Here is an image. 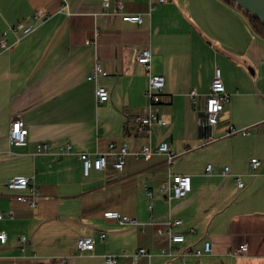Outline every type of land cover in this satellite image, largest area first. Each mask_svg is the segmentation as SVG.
<instances>
[{
    "label": "crops",
    "instance_id": "crops-1",
    "mask_svg": "<svg viewBox=\"0 0 264 264\" xmlns=\"http://www.w3.org/2000/svg\"><path fill=\"white\" fill-rule=\"evenodd\" d=\"M117 2L123 14L141 15L142 25L123 23ZM17 24L33 31H13ZM142 50L151 54L152 74L164 78L163 124L149 139L127 130L147 105L148 79L136 63ZM95 64L107 75L88 81ZM215 69L229 102L211 142L204 121ZM99 87L106 103L96 102ZM15 119L28 129L22 147L8 142ZM263 122L264 39L223 0H109L106 12L101 0H0V264H103L107 256L117 264H183L182 252L186 264H264ZM228 126L248 135L225 137ZM163 143L175 155L171 165L163 155L129 156L121 174L109 161L85 176L78 159L111 145L136 152ZM253 158L261 161L255 177ZM174 175L189 176L191 192L167 202L159 187ZM14 177L36 187L34 209L7 190ZM109 211L136 225L104 219ZM173 221L185 238L175 250L158 235ZM87 237L93 252L78 255L76 243ZM206 241L212 254L195 257ZM242 244L247 253L233 255ZM138 249L146 254L133 262Z\"/></svg>",
    "mask_w": 264,
    "mask_h": 264
},
{
    "label": "built area",
    "instance_id": "built-area-1",
    "mask_svg": "<svg viewBox=\"0 0 264 264\" xmlns=\"http://www.w3.org/2000/svg\"><path fill=\"white\" fill-rule=\"evenodd\" d=\"M166 0H152L154 4H162ZM117 12L119 13L120 19L125 24H130L132 26L139 27L142 25L143 19L141 15H129L122 13V4L117 2L116 4ZM109 9V0H101V11L106 12ZM44 19L47 18L43 15ZM13 31H21L24 35L30 34L33 31V26H24L23 24H17ZM5 38L1 40V45L5 47ZM151 54L148 50H142L137 58L136 63L141 66L147 76L148 83L145 91L147 98V105L145 106L141 114L135 115L128 124V133L132 136H141L145 139H149L152 134V128L155 125H162L163 120L159 115V108L162 104L163 89H164V78L161 75H154L151 72ZM107 74L102 71L99 64H95L90 76H88V81H94L98 77H105ZM96 102L98 104H103L108 101V93L105 88L99 87L95 92ZM190 96L193 98L195 92H191ZM207 109L205 112L204 125L210 133V140L214 142L217 140L213 136V131L219 124V119L225 106L229 102V96L225 91L221 71L215 69L213 79L206 94ZM264 132V122L262 123ZM248 135V130H236L232 126H228L225 133V137H230L233 135ZM28 135V129L26 125L19 119H15L11 122L8 142L9 145L14 147H22L26 144V137ZM70 146L66 147L67 153H70ZM163 155L166 158L167 165H171L175 155L171 152L169 146L165 143L160 144L157 148L152 149L149 145L142 147L139 151L133 152L130 149L123 147L118 152L113 151V145L109 147L108 152L104 154H98L94 158H90L87 154H80L78 159L82 166V171L85 176L88 175L91 169L102 172L108 166L109 161L112 162L113 169L121 174L124 171L126 159L129 156L135 158H142L143 161L149 162L153 156ZM261 166V161L253 158L249 162L250 176L255 177L257 170ZM211 167L207 166L206 172L209 173ZM229 168H224L222 170V175H227ZM238 188H242L243 184L240 180H237ZM7 190L10 192L19 193L15 199L19 202L25 203L29 208L34 209L36 204V199L38 196V191L36 187L31 183V181L25 177H14L7 181ZM27 192V194H23ZM160 194L164 197L167 202L173 200H181L188 196L191 192V178L186 175H174L168 177L159 187ZM151 197V193H148ZM3 213L0 211V221L3 220ZM103 218L106 220L115 221L121 225L135 226L136 222L126 216H122L118 212H105ZM181 226L180 221H173L169 224L166 231H159L158 235L161 237H166L168 240L169 248L174 249L178 245L185 243L184 235L177 231ZM105 239L104 234L99 235V240L103 241ZM6 242V235L0 232V244L3 246ZM19 243L23 246L26 243L25 237L19 238ZM94 249V239L92 237L83 238L77 241L76 251L78 255L91 254ZM247 245L242 244L239 248L232 253L233 255H245L247 253ZM195 257L208 256L212 254V245L209 241L203 242L202 248L192 252ZM146 252L144 249H138L137 252L131 255L132 261L136 262L140 257L145 256ZM162 255L165 252L162 251ZM182 263H185V252L181 254ZM103 264H117V258L115 256L105 257Z\"/></svg>",
    "mask_w": 264,
    "mask_h": 264
},
{
    "label": "water",
    "instance_id": "water-1",
    "mask_svg": "<svg viewBox=\"0 0 264 264\" xmlns=\"http://www.w3.org/2000/svg\"><path fill=\"white\" fill-rule=\"evenodd\" d=\"M236 7L264 25V0H232Z\"/></svg>",
    "mask_w": 264,
    "mask_h": 264
},
{
    "label": "trees",
    "instance_id": "trees-1",
    "mask_svg": "<svg viewBox=\"0 0 264 264\" xmlns=\"http://www.w3.org/2000/svg\"><path fill=\"white\" fill-rule=\"evenodd\" d=\"M223 1L233 7H236V5L232 0H223ZM238 10L241 11L242 14L247 18L248 23L252 28V30L255 32V34L258 35L260 38L264 39V25H262L259 20L252 18L248 13H245L240 9Z\"/></svg>",
    "mask_w": 264,
    "mask_h": 264
}]
</instances>
